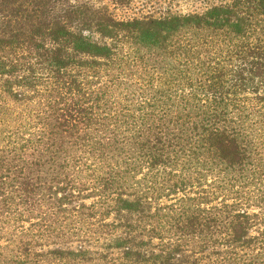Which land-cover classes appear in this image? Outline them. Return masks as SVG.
I'll return each instance as SVG.
<instances>
[{"label": "trees", "instance_id": "16d2710c", "mask_svg": "<svg viewBox=\"0 0 264 264\" xmlns=\"http://www.w3.org/2000/svg\"><path fill=\"white\" fill-rule=\"evenodd\" d=\"M0 264H264V0H0Z\"/></svg>", "mask_w": 264, "mask_h": 264}, {"label": "rangeland", "instance_id": "374dc122", "mask_svg": "<svg viewBox=\"0 0 264 264\" xmlns=\"http://www.w3.org/2000/svg\"><path fill=\"white\" fill-rule=\"evenodd\" d=\"M93 4L94 7H105L116 19H126L146 15L163 16L170 14H188L201 12L213 4L227 0H131L125 9L114 8L106 0H79Z\"/></svg>", "mask_w": 264, "mask_h": 264}]
</instances>
